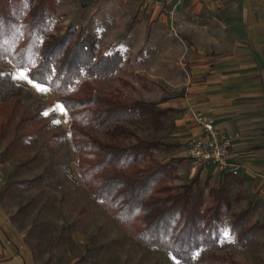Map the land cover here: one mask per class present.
Wrapping results in <instances>:
<instances>
[{"label": "rangeland", "instance_id": "1", "mask_svg": "<svg viewBox=\"0 0 264 264\" xmlns=\"http://www.w3.org/2000/svg\"><path fill=\"white\" fill-rule=\"evenodd\" d=\"M48 1L54 8L50 31L62 33L74 24L95 34L98 51H122L121 66L114 73L92 78L94 92L112 93L128 102L141 100L154 109L147 115L139 113L106 128L87 123L86 129L95 136L123 143L134 139L130 133L149 139L177 136L172 133L179 113L173 107L160 108L156 104L181 93L178 83L188 68V55L179 36L167 31L158 18H152L153 7L150 9L141 0ZM10 63L0 60V67ZM13 75L23 87L22 100L14 102L17 94L0 96V106L8 103L17 107L6 136L0 137V206L25 238L37 262L182 264L166 248L139 241L93 198L78 168L71 118L57 99L59 93L49 85L32 81L29 75L27 79L17 78L19 75L14 72ZM21 116H26L27 121L17 128ZM43 123L46 127L28 136L22 146L4 152L10 140L27 124L39 127ZM164 146L167 145L159 148L156 156L167 161ZM34 156L36 159H32ZM189 179L180 174L170 183L181 185ZM241 193L227 195L228 211L223 219L220 246H203L196 252V258L264 264V203L255 209L251 204L249 222L258 221L262 227L250 245L238 244L230 232V213L241 209L247 200ZM225 231L229 233L228 239L224 237Z\"/></svg>", "mask_w": 264, "mask_h": 264}, {"label": "trees", "instance_id": "2", "mask_svg": "<svg viewBox=\"0 0 264 264\" xmlns=\"http://www.w3.org/2000/svg\"><path fill=\"white\" fill-rule=\"evenodd\" d=\"M53 11L48 0H0V60L27 68L32 81L59 93L57 99L71 118L78 168L93 198L139 241L166 248L182 264H243L235 259L196 258L203 246L221 244L228 211L226 183L214 186L195 174L181 185H172L184 157L167 161L157 157L165 141L130 133L134 139L123 143L86 129L87 123L106 128L154 109L141 100L128 102L112 93H95L92 78L114 73L121 66L122 51H98L95 34L74 24L62 33L50 31ZM22 88L12 67L1 66L0 96L17 94L14 102H21ZM16 114V104L0 106V137L6 136ZM25 121L27 117L21 116L17 128ZM45 127V123L27 124L4 152L22 146L28 136ZM251 215V204L230 213V232L240 245H250L262 227L258 221L249 222Z\"/></svg>", "mask_w": 264, "mask_h": 264}, {"label": "crops", "instance_id": "3", "mask_svg": "<svg viewBox=\"0 0 264 264\" xmlns=\"http://www.w3.org/2000/svg\"><path fill=\"white\" fill-rule=\"evenodd\" d=\"M141 1L153 7L152 18L185 43L189 61L178 83L181 93L156 104L179 113L172 133L177 136L161 138L168 143L162 148L165 160L183 156L178 172L184 178L198 174L214 186L226 183L228 195L247 196L240 208L259 207L264 203V0H181L174 15L169 11L176 0ZM10 66L28 76V69ZM189 105L209 115L230 138L228 167L211 161L192 170L187 148L202 129L188 113ZM0 264H39L1 206Z\"/></svg>", "mask_w": 264, "mask_h": 264}, {"label": "built area", "instance_id": "4", "mask_svg": "<svg viewBox=\"0 0 264 264\" xmlns=\"http://www.w3.org/2000/svg\"><path fill=\"white\" fill-rule=\"evenodd\" d=\"M162 3L170 0H156ZM181 0H176L169 13L175 14V10ZM187 111L192 120L201 127V133L194 136L187 148V155L192 163V170L204 166L208 162H216L222 169L229 166L230 138L213 122V120L201 109L189 105ZM233 173L238 172V167L232 168Z\"/></svg>", "mask_w": 264, "mask_h": 264}, {"label": "snow or ice", "instance_id": "5", "mask_svg": "<svg viewBox=\"0 0 264 264\" xmlns=\"http://www.w3.org/2000/svg\"><path fill=\"white\" fill-rule=\"evenodd\" d=\"M17 78H19V79H27V77L22 73L19 77H17ZM38 90H40V89H38ZM224 237L226 238V239H228L229 238V233L227 232V231H225V233H224Z\"/></svg>", "mask_w": 264, "mask_h": 264}]
</instances>
